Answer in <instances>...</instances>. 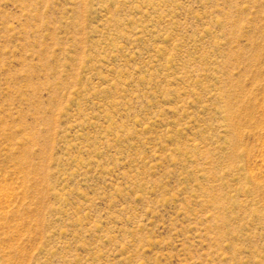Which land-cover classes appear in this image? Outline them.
<instances>
[{
    "label": "rangeland",
    "instance_id": "1",
    "mask_svg": "<svg viewBox=\"0 0 264 264\" xmlns=\"http://www.w3.org/2000/svg\"><path fill=\"white\" fill-rule=\"evenodd\" d=\"M0 264H264V0H0Z\"/></svg>",
    "mask_w": 264,
    "mask_h": 264
}]
</instances>
